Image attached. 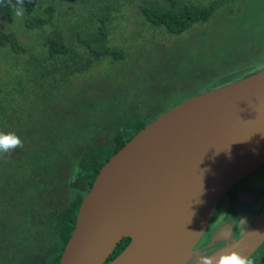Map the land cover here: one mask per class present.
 <instances>
[{"label":"trees","instance_id":"obj_1","mask_svg":"<svg viewBox=\"0 0 264 264\" xmlns=\"http://www.w3.org/2000/svg\"><path fill=\"white\" fill-rule=\"evenodd\" d=\"M262 1L24 0V14L17 16L15 0H0V49L18 72L16 77L0 72V132L15 133L23 141L22 148L0 156V264H57L82 198L112 155L146 124L184 99L264 69V14L257 24L252 21L254 9L252 14L249 7V2ZM128 18L135 20L131 29L138 39H125L124 50L119 41ZM214 19L225 26L241 22L240 27L232 28L238 33L252 23L255 36L232 48L223 44L218 51L224 57L200 61V67L185 57L177 58L189 63L187 75H175L177 85L168 86L172 78L162 77L161 72L148 77L149 90L161 89L175 97L159 109L153 102L142 101L149 94L142 85H136L137 94L120 92V107L106 111L114 122L99 126L97 135L108 136L104 143H95L94 124L84 127L76 122L71 128L56 129L53 124L46 127L37 124L38 119H30V111L38 103L52 110L57 97L70 99L73 83L95 66L124 62L128 50L131 56L141 49L145 42L139 41L142 31L180 36ZM204 38L200 33V40ZM188 76H197L199 86L182 93L178 88ZM74 108L81 106L75 104ZM128 242V238L122 239L107 262ZM252 258L255 264H264V242Z\"/></svg>","mask_w":264,"mask_h":264},{"label":"water","instance_id":"obj_2","mask_svg":"<svg viewBox=\"0 0 264 264\" xmlns=\"http://www.w3.org/2000/svg\"><path fill=\"white\" fill-rule=\"evenodd\" d=\"M260 168L264 69L184 99L112 155L82 198L57 264H198L230 249L251 256L264 242V202L239 238L225 225L207 247L223 246L196 247L221 200Z\"/></svg>","mask_w":264,"mask_h":264},{"label":"rangeland","instance_id":"obj_3","mask_svg":"<svg viewBox=\"0 0 264 264\" xmlns=\"http://www.w3.org/2000/svg\"><path fill=\"white\" fill-rule=\"evenodd\" d=\"M249 7L252 10V14L253 9L256 14L254 15L256 21H252L257 24L261 23L264 14V0L259 3L249 2ZM217 20L219 25L216 24L217 22H215L214 19L208 25H202L198 30L193 28L189 31L192 33L186 32L180 36H168L161 32L142 31L141 34L143 36L139 38V41L141 43L143 39L145 42L141 44V49L139 47L136 50L137 52L132 53L131 56L129 55L131 51L128 50L124 62L119 61L114 64L105 62L100 66H95L92 71L82 75L84 76L83 78H80L82 77L80 76L77 83H73V88L69 91V94H71V97L69 96L70 99L57 97L55 100L56 105L52 110H45L44 103H38L35 108L36 110L30 111V119L36 118L38 119L36 121L37 124L42 122L46 127L53 124L56 129L60 126L71 128L76 122L80 125L84 124V127L94 124V132L92 133L94 135L93 139L97 140L95 143H104L108 136L102 132L100 135H97L100 132L99 126L104 121L110 124L114 122L113 115H108L106 111L116 110L117 106L120 107V92L137 94L139 92L137 86L142 85L144 86V91L149 93L143 97L142 101H144L145 104L153 102L152 105L159 109V107L165 103L174 102L175 97L172 94H164L161 89H154V91L152 89L149 90L150 87H152V83L147 80L148 77L153 76L154 78L156 74L161 72L162 77L172 78V82L169 83L168 86L177 85L173 83V81L177 80L175 75L180 73L182 75H187L186 73L188 72L189 66L187 60L189 62L193 61L194 64L191 63L192 65L200 67V61L207 62L209 59L224 57L218 51L223 44L232 48L239 43H249L250 39L255 36L254 25L252 23L248 26V22L246 26L242 27L243 31L238 33L235 28L233 30L232 28L235 27V25H239L240 27L241 22L229 23L225 26L222 22H219V19ZM138 21L140 22V19H138ZM124 24L126 26V31H124L119 41V46L125 50L126 42L124 40L128 39L136 42L138 37L136 34H132L133 30L131 29V27L136 26L135 20L128 18ZM22 31H25V29H22ZM200 33L206 39L200 40ZM228 34H230L231 38L227 40L226 36H228ZM225 39L226 41H224ZM229 52L231 54V51ZM224 54L227 55V52ZM180 57H185L187 60L177 59ZM11 61L12 60L8 59L6 52L0 49L1 74H8L10 75L9 77H16L18 72L12 68L11 65L13 62ZM165 64H167V66H165ZM188 77L190 78L181 85L182 87L178 88L182 93H184L185 90L188 92L199 86L200 79L197 76ZM80 91L81 96L77 97ZM144 93L142 94L144 95ZM70 100L72 103H69ZM75 104H79L81 108L76 110L74 108ZM93 110L98 112H92ZM40 114L41 116L37 117ZM92 121H94V123H91ZM95 128H97L98 131H96ZM37 134L38 132L35 135ZM63 171L64 170H62V172ZM254 173L245 183L249 184V189H255L257 193H260V191H264V169L260 168ZM262 195L264 199V192ZM262 202H264V200ZM244 210H246V206L239 208L232 205L229 206L225 216L230 219L234 218L235 213H238L239 219L248 216H257V212L254 210H250L247 213Z\"/></svg>","mask_w":264,"mask_h":264},{"label":"flooded vegetation","instance_id":"obj_4","mask_svg":"<svg viewBox=\"0 0 264 264\" xmlns=\"http://www.w3.org/2000/svg\"><path fill=\"white\" fill-rule=\"evenodd\" d=\"M252 175L246 177L244 180L240 181L237 185H235L231 191H229L226 196L221 200L220 204L218 205L214 216L211 220V223L208 227V230L203 235L202 240H200L197 249L204 248V253L212 252L213 250L221 247L224 245V242H216L213 244L211 248H208L207 246L210 245L211 237L214 232H216L218 229L222 228L225 225L231 226V234L234 238H239L244 234V232L248 229V227L251 225V221L254 220L255 217L248 216L244 217L242 219H239L238 213L234 214V218L230 219L227 218L225 215L226 211L228 210L229 206H237L242 207L246 206V213L248 211L254 210L257 212V215L259 214L262 206H263V198L262 194L264 191H260V193H257L255 189L251 190L249 189V184L245 183L249 177ZM255 191V192H254ZM243 194V195H241ZM239 196V198H238ZM247 196L251 198V203H241L239 199H246Z\"/></svg>","mask_w":264,"mask_h":264},{"label":"clouds","instance_id":"obj_5","mask_svg":"<svg viewBox=\"0 0 264 264\" xmlns=\"http://www.w3.org/2000/svg\"><path fill=\"white\" fill-rule=\"evenodd\" d=\"M23 3L24 0H15L13 8L17 16H23L24 14ZM22 147L23 141L15 133L9 132L5 134L4 132H0V156L11 153L15 149ZM252 255H242L240 252L230 249L215 257L208 254H202L199 257L198 264H255ZM186 264H192V261H186Z\"/></svg>","mask_w":264,"mask_h":264}]
</instances>
